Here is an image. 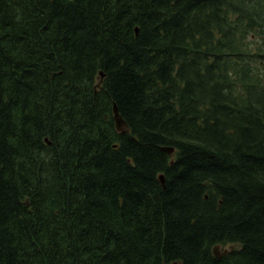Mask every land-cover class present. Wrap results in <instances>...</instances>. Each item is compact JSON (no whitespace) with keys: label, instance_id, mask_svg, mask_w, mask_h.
Listing matches in <instances>:
<instances>
[{"label":"trees","instance_id":"obj_1","mask_svg":"<svg viewBox=\"0 0 264 264\" xmlns=\"http://www.w3.org/2000/svg\"><path fill=\"white\" fill-rule=\"evenodd\" d=\"M0 264H264V0H0Z\"/></svg>","mask_w":264,"mask_h":264},{"label":"rangeland","instance_id":"obj_2","mask_svg":"<svg viewBox=\"0 0 264 264\" xmlns=\"http://www.w3.org/2000/svg\"><path fill=\"white\" fill-rule=\"evenodd\" d=\"M161 178H163L161 176ZM94 180V179H93ZM118 248H120V252H119V255L115 258V257H112V256H109L111 258V260H114L113 261H109L111 263H118L120 262L125 256L129 255L130 254V249L127 248V245L125 243L121 244ZM218 248H221V246H219ZM109 253H104V256L101 255L100 257H103V261L107 262L106 260V257L108 256Z\"/></svg>","mask_w":264,"mask_h":264},{"label":"water","instance_id":"obj_3","mask_svg":"<svg viewBox=\"0 0 264 264\" xmlns=\"http://www.w3.org/2000/svg\"><path fill=\"white\" fill-rule=\"evenodd\" d=\"M114 111H115V116H116V120H117V126H118L119 129H121L123 127V125H124V122L120 118L119 112H118V109H117L116 106L114 107Z\"/></svg>","mask_w":264,"mask_h":264}]
</instances>
